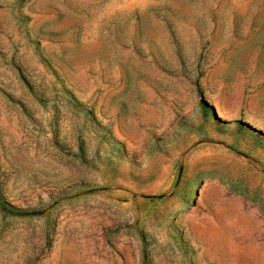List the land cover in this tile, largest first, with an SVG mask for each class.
<instances>
[{
  "label": "rangeland",
  "instance_id": "obj_1",
  "mask_svg": "<svg viewBox=\"0 0 264 264\" xmlns=\"http://www.w3.org/2000/svg\"><path fill=\"white\" fill-rule=\"evenodd\" d=\"M0 201V264H264V0H0Z\"/></svg>",
  "mask_w": 264,
  "mask_h": 264
},
{
  "label": "trees",
  "instance_id": "obj_2",
  "mask_svg": "<svg viewBox=\"0 0 264 264\" xmlns=\"http://www.w3.org/2000/svg\"><path fill=\"white\" fill-rule=\"evenodd\" d=\"M0 210L2 212L9 214V215H12V216H26L27 215V212L17 210L15 208H13L12 206L5 204L1 201H0Z\"/></svg>",
  "mask_w": 264,
  "mask_h": 264
},
{
  "label": "bare ground",
  "instance_id": "obj_3",
  "mask_svg": "<svg viewBox=\"0 0 264 264\" xmlns=\"http://www.w3.org/2000/svg\"><path fill=\"white\" fill-rule=\"evenodd\" d=\"M221 117H224V116L221 114Z\"/></svg>",
  "mask_w": 264,
  "mask_h": 264
}]
</instances>
